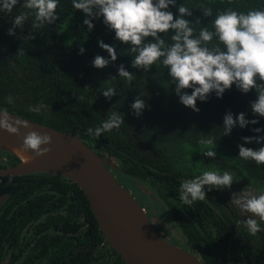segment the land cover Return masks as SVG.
I'll list each match as a JSON object with an SVG mask.
<instances>
[{
	"label": "trees",
	"instance_id": "obj_1",
	"mask_svg": "<svg viewBox=\"0 0 264 264\" xmlns=\"http://www.w3.org/2000/svg\"><path fill=\"white\" fill-rule=\"evenodd\" d=\"M176 2L193 8V15L185 18L200 19L201 24L192 25L197 33L201 26L212 30L217 10L264 9V0ZM200 4L213 8L211 18L203 17ZM169 10L174 18L178 15L177 7ZM23 11V0L11 13L0 11V109L78 136L97 155L111 160L118 183L148 217L156 213L166 224L167 229L161 227L167 240L202 264H264V222L261 232L249 235L243 222L258 218L231 201L234 193L240 198L264 192V165L238 156V145L254 150L262 146L242 140L264 136V118L250 109L255 90L244 94L233 85L222 98L212 93L205 102L197 100L199 112H194L179 102L162 64L148 72L131 66L129 46L115 39L102 17L92 21L89 32L83 24L85 15L72 7V0H59V18L28 40L34 17H29L24 29L8 35L12 19ZM70 16L74 17L67 19ZM170 35L163 37L167 43ZM99 40L114 46L117 53V60L103 69L92 66L95 56L108 58ZM80 47L85 49L83 54H78ZM18 48L23 55L17 54ZM120 64L134 74L131 84L117 76ZM113 86L117 94L106 99L101 91ZM185 91L191 94V89ZM137 96L147 105L138 117L130 107ZM34 107L39 112L30 110ZM113 112L124 119L119 131L105 132L98 139L87 134L88 128L101 126ZM228 112L234 118L244 112L246 119L259 122L243 129L236 126L223 135V117ZM253 128L262 131L254 133ZM202 138L216 141L215 159L203 155L210 146L200 144ZM17 163L15 155L0 150V168ZM210 170L230 172L231 187L208 191L205 186L204 201L184 205L179 199L180 183ZM0 197V264H126L103 237L83 191L71 180L53 173L0 176Z\"/></svg>",
	"mask_w": 264,
	"mask_h": 264
},
{
	"label": "clouds",
	"instance_id": "obj_2",
	"mask_svg": "<svg viewBox=\"0 0 264 264\" xmlns=\"http://www.w3.org/2000/svg\"><path fill=\"white\" fill-rule=\"evenodd\" d=\"M231 2V0H229ZM19 0H0V11L11 13L18 5ZM59 0H23L21 12L12 19V27L8 35H15L14 29H24L29 17H34L31 29L25 38L34 39L37 29H44L52 25L59 16L57 8ZM177 7L178 15L175 16L169 7ZM72 7L85 15L83 24L90 32L94 28L93 20L103 18V24L115 34V39L121 44L128 45L127 53L132 55L131 66L138 70L148 72L154 65L162 64L171 77L169 83L174 84V92L179 97V102L185 107L199 112L196 101L205 102L208 96L215 93L217 98H222L223 93L233 85L244 94L255 90L256 99L250 103L251 113L264 118V9L252 8L247 12H238L229 7L224 11L217 10L215 19L211 21L212 30L201 26L198 33L192 26L200 23V19L190 22L185 17L193 15L192 7L179 4L176 0H72ZM198 9L203 17L211 18L213 8L200 4ZM171 32V43L163 38ZM163 34V36L161 35ZM147 38H151L150 40ZM98 46L108 53V58L97 55L92 61L96 69H103L117 60L114 46L98 41ZM85 49L80 47L78 54H83ZM23 55L24 50H17ZM117 76L131 84L135 76L125 69L123 64L117 68ZM115 78V77H113ZM261 83H257V81ZM191 89V94L186 92ZM106 99H111L117 94L116 88L108 87L101 91ZM83 100V97H80ZM9 104L13 98H7ZM145 100L137 96L130 105L134 115L140 116L146 108ZM39 112L38 107L30 109ZM257 119H246L241 112L233 117L228 112L223 117V135H229L232 129L239 126L241 129L249 124H257ZM124 119L117 112L102 122L101 126L88 128L87 134L98 139L105 132L119 131ZM29 128V124L10 118L6 109H0V129L9 135H20L19 129ZM254 133H260L261 128H253ZM244 144L253 141L262 145L257 149L238 145V156L245 160L254 161L257 165H264V136L242 137ZM52 137L48 133L29 130L23 137L22 144L15 152L25 163L30 159L46 155ZM200 144L210 146L203 155L215 159L216 141L212 138L201 139ZM29 150L33 157L25 155ZM233 175L224 171H204L192 179L184 180L179 186V199L187 206H192L197 201L206 199L205 186L211 191L224 190L233 184ZM232 203L243 212L252 217L243 222L244 227L251 236L261 232V223L264 222V192L259 195L245 194L236 198L232 195ZM238 223H241L238 221Z\"/></svg>",
	"mask_w": 264,
	"mask_h": 264
},
{
	"label": "water",
	"instance_id": "obj_3",
	"mask_svg": "<svg viewBox=\"0 0 264 264\" xmlns=\"http://www.w3.org/2000/svg\"><path fill=\"white\" fill-rule=\"evenodd\" d=\"M13 120L27 122L20 135L0 129V150L11 153L19 163L0 168V176L53 173L74 182L84 193L101 233L126 264H202L195 255L168 242L159 233L132 194L111 173L113 162L97 155L78 136L8 112ZM34 130L52 137L50 151L23 162L14 152L24 135ZM25 155L33 157L29 150Z\"/></svg>",
	"mask_w": 264,
	"mask_h": 264
},
{
	"label": "rangeland",
	"instance_id": "obj_4",
	"mask_svg": "<svg viewBox=\"0 0 264 264\" xmlns=\"http://www.w3.org/2000/svg\"><path fill=\"white\" fill-rule=\"evenodd\" d=\"M71 17H74V16H70V17H67V19H71ZM61 32H62V29L60 30ZM3 197H0V203L2 202V199ZM152 210L155 212V210H154V208H152ZM151 220H152V222L158 227V228H161L162 229V232L164 233V236L165 237H168V235H167V233H166V231H165V229L163 228V227H165L166 228V224H164L157 216H156V213H155V215H151ZM160 226V227H159ZM161 226H163V227H161ZM167 229V228H166ZM171 230L169 229V232H170ZM170 235H172V236H174V234H173V232H170Z\"/></svg>",
	"mask_w": 264,
	"mask_h": 264
},
{
	"label": "flooded vegetation",
	"instance_id": "obj_5",
	"mask_svg": "<svg viewBox=\"0 0 264 264\" xmlns=\"http://www.w3.org/2000/svg\"><path fill=\"white\" fill-rule=\"evenodd\" d=\"M111 171V170H110ZM124 187V186H123ZM130 192V191H129ZM133 196V195H132ZM3 199V198H2ZM136 200V199H135ZM137 201V200H136ZM138 202V201H137ZM2 203V202H1ZM0 203V204H1ZM143 208V207H142ZM145 213H146V215H147V212L145 211ZM148 217V216H147ZM151 216H149L148 218L150 219V221L152 222V220H151V218H150ZM152 224L154 225V227L156 228V230L159 232V233H161V235L167 240V237H165L164 236V233L162 232V229L161 228H158L153 222H152ZM160 227V226H159ZM168 241V240H167ZM169 242V241H168ZM171 243V242H170Z\"/></svg>",
	"mask_w": 264,
	"mask_h": 264
},
{
	"label": "bare ground",
	"instance_id": "obj_6",
	"mask_svg": "<svg viewBox=\"0 0 264 264\" xmlns=\"http://www.w3.org/2000/svg\"><path fill=\"white\" fill-rule=\"evenodd\" d=\"M15 149H16V148H13L14 152H15ZM15 153H16V152H15ZM19 157H20V156H19ZM20 159L24 162V160H23L21 157H20Z\"/></svg>",
	"mask_w": 264,
	"mask_h": 264
}]
</instances>
